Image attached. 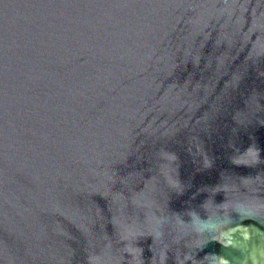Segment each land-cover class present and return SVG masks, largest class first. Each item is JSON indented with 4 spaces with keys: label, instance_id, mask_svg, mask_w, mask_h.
<instances>
[{
    "label": "water",
    "instance_id": "1",
    "mask_svg": "<svg viewBox=\"0 0 264 264\" xmlns=\"http://www.w3.org/2000/svg\"><path fill=\"white\" fill-rule=\"evenodd\" d=\"M0 264H264V0H0Z\"/></svg>",
    "mask_w": 264,
    "mask_h": 264
}]
</instances>
